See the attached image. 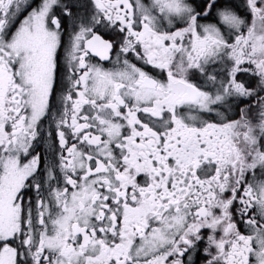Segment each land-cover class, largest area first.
I'll return each mask as SVG.
<instances>
[{
	"label": "snow or ice",
	"instance_id": "snow-or-ice-1",
	"mask_svg": "<svg viewBox=\"0 0 264 264\" xmlns=\"http://www.w3.org/2000/svg\"><path fill=\"white\" fill-rule=\"evenodd\" d=\"M0 264H264V0H0Z\"/></svg>",
	"mask_w": 264,
	"mask_h": 264
}]
</instances>
